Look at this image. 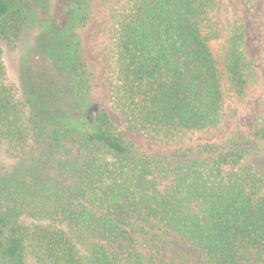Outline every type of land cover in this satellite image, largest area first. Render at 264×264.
Segmentation results:
<instances>
[{
  "label": "trees",
  "instance_id": "trees-1",
  "mask_svg": "<svg viewBox=\"0 0 264 264\" xmlns=\"http://www.w3.org/2000/svg\"><path fill=\"white\" fill-rule=\"evenodd\" d=\"M93 0H69L49 25L46 73L20 99L0 49V149L20 161L0 172V258L5 264H185L132 249L156 221L208 264H264V117L256 140L204 143L186 160L131 150L91 100L94 78L77 31ZM217 0H128L112 33L113 108L136 129L180 143L216 129L228 102L243 103L258 77L234 20L220 37ZM30 17L0 0V40ZM78 116L52 115L57 99ZM139 224V225H138Z\"/></svg>",
  "mask_w": 264,
  "mask_h": 264
},
{
  "label": "rangeland",
  "instance_id": "rangeland-1",
  "mask_svg": "<svg viewBox=\"0 0 264 264\" xmlns=\"http://www.w3.org/2000/svg\"><path fill=\"white\" fill-rule=\"evenodd\" d=\"M68 1L7 0L11 6L20 4L30 12V17L16 40H0L2 62L8 80L16 88L20 99H24L31 91L32 82L46 73V27H58L64 23V5ZM127 2L128 0H93L87 25L77 31L82 42L81 57L94 78L91 100L108 113L127 146L131 150L173 161L190 158L188 149L199 144H219L232 139L242 146L248 140H256L255 132L264 117V0H217L212 24L222 37L234 20L243 22L247 35L245 49L258 82L243 103L231 101L226 104L221 123L216 129L193 135L180 143L159 141L145 135L113 108L112 87L116 69L112 33L116 17ZM48 115L73 119L78 116V111L74 104L58 98L56 107ZM19 161L0 149V172L11 170ZM250 161L255 167L264 169V150H253ZM139 224L143 226V232L138 235L137 243L132 249L185 264H208L198 249L186 244L162 224L153 220ZM0 264H5L1 258Z\"/></svg>",
  "mask_w": 264,
  "mask_h": 264
}]
</instances>
